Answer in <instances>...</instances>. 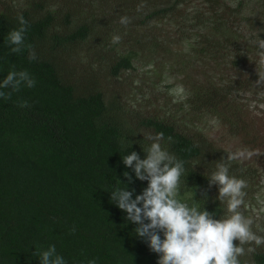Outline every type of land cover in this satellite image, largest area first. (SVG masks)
Masks as SVG:
<instances>
[{"label": "trees", "instance_id": "trees-1", "mask_svg": "<svg viewBox=\"0 0 264 264\" xmlns=\"http://www.w3.org/2000/svg\"><path fill=\"white\" fill-rule=\"evenodd\" d=\"M232 1L230 8L218 10L221 0H0V83L12 70L27 71L36 81L19 91L0 88L6 94L0 97V264H41L40 253L53 245L65 264H158L159 254L135 234L138 225L127 221V213L111 200L117 188L128 185L133 199L147 188L148 182L136 179L122 157L135 151L145 159L151 141L144 137L149 134L163 133L162 145L186 162L181 197L217 217L227 214V201L218 199L219 186L209 187L207 179L215 162L227 158L225 149L206 132L194 135L183 128L176 117L132 110L109 84L134 69L139 50L158 46L133 29L162 23L176 9L182 25L200 30L192 36L204 59L233 49L238 65L246 50L261 54L254 42L245 49L234 39L235 30L237 38L264 39V0ZM194 3L196 9L189 6ZM21 14L28 21L25 47L12 53L6 38L20 26ZM122 16L131 20L126 27L119 23ZM115 33L122 37L118 44L112 43ZM251 82L238 77L237 94L227 106L232 104L238 115L231 121L220 114L219 121L233 132L240 126L259 127L258 136L264 117L243 111L238 102L239 89L249 91ZM232 93L222 79L207 81L184 105L192 112L218 115V106ZM24 103L27 107H21ZM260 156L250 165L233 162L230 174L248 185L258 175ZM125 172L132 176L131 184ZM246 202L242 210L248 216ZM240 259L242 264H264L263 246Z\"/></svg>", "mask_w": 264, "mask_h": 264}, {"label": "clouds", "instance_id": "clouds-1", "mask_svg": "<svg viewBox=\"0 0 264 264\" xmlns=\"http://www.w3.org/2000/svg\"><path fill=\"white\" fill-rule=\"evenodd\" d=\"M17 20L20 26L10 31L6 38L7 43L13 46L12 53H20L25 47L28 29V21L22 14L17 16ZM119 23L126 27L131 20L122 16ZM256 31L260 34V30ZM121 40L120 35L112 36L113 44ZM253 42L262 50L261 62L264 63V39H260L259 35ZM26 47L32 49L30 44ZM30 59H36L34 51L30 52ZM35 84L27 71L12 70L0 83V88L19 91L21 85L32 88ZM7 95L10 97V93ZM5 96V92L0 91V97ZM21 107H27V103L21 104ZM144 138L151 141L144 150L145 159H141L135 151L122 159L128 168L133 169L136 179L148 182L147 188L133 199L134 190L130 191L126 185L113 191L111 200L127 213V221L138 225L135 234L145 238L150 249L159 254L158 264H242L241 257L254 254L257 247L264 245V235L254 231V220L242 210L247 181L230 174L233 162L250 160L260 154L259 150L246 147L233 150L230 147L225 150L227 158L215 162V170L207 178L209 187L218 185L219 201H227V214L217 217L198 202L189 203L181 197L186 162L162 145L164 134H149ZM168 140L171 142L172 137ZM124 177L129 184L133 182L128 172L124 173ZM207 199L205 192L202 200L207 203ZM160 233H163V239ZM40 257L41 264H65L54 245L40 253ZM89 264H96V261L91 260Z\"/></svg>", "mask_w": 264, "mask_h": 264}, {"label": "rangeland", "instance_id": "rangeland-1", "mask_svg": "<svg viewBox=\"0 0 264 264\" xmlns=\"http://www.w3.org/2000/svg\"><path fill=\"white\" fill-rule=\"evenodd\" d=\"M221 7H231L232 0H221ZM163 4L166 1L162 2ZM196 4L189 5L196 9ZM186 8V7H185ZM173 11L178 15L175 18L167 17L162 23L148 24L144 27L134 28L138 35H145L147 43L152 41L158 46H146L137 52L134 60V69L124 73L119 79L110 82L109 88L114 91L132 110H148L165 119L176 117L179 125L189 129L194 135L207 133V137L221 149L248 148L259 150L260 160L258 175L250 178L246 195V212L254 220V231L258 235H264V127L260 134L256 135L255 128L248 125L240 126L236 131L230 127H223L219 121L229 118L234 121L236 111L227 106L231 99L237 94L238 77L245 75L252 79L251 89L238 93V102L243 111H251L254 115L264 117V65L261 63L262 56L258 50H246L244 56L238 63L233 61L234 50L213 54L212 60L200 56L201 46L192 36V32L200 33V30L182 25V17L179 10ZM194 12L195 10H188ZM230 11V10H229ZM219 17L222 12L219 11ZM217 17V16H216ZM212 18L209 15V19ZM172 20V21H171ZM246 24V23H245ZM215 26V25H214ZM194 27V26H193ZM249 29V27H246ZM132 28H130L131 31ZM248 31V30H247ZM210 32V31H209ZM116 34V33H115ZM216 35H221L216 33ZM236 39L241 46L252 47L249 34L237 38L238 31L235 30ZM135 38V37H134ZM84 56V55H83ZM227 83L232 90L229 101L225 105H219V114L208 110L192 112L184 103L194 95L196 90L207 81H219ZM156 111V112H155ZM221 114V115H220ZM261 123H258L260 126ZM254 130V131H253ZM255 137L257 141L254 142ZM251 159L244 163H250ZM253 166V165H252ZM254 167V166H253ZM264 248V245H262Z\"/></svg>", "mask_w": 264, "mask_h": 264}]
</instances>
